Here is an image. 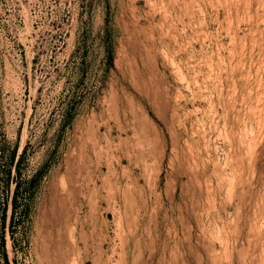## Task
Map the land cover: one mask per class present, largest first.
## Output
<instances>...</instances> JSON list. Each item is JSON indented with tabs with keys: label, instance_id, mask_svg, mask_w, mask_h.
Instances as JSON below:
<instances>
[{
	"label": "rangeland",
	"instance_id": "374dc122",
	"mask_svg": "<svg viewBox=\"0 0 264 264\" xmlns=\"http://www.w3.org/2000/svg\"><path fill=\"white\" fill-rule=\"evenodd\" d=\"M0 264H264V0H0Z\"/></svg>",
	"mask_w": 264,
	"mask_h": 264
}]
</instances>
